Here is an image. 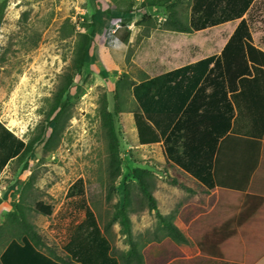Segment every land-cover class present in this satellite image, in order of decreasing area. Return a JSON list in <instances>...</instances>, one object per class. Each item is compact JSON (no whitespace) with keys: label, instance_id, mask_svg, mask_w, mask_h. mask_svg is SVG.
<instances>
[{"label":"crops","instance_id":"obj_1","mask_svg":"<svg viewBox=\"0 0 264 264\" xmlns=\"http://www.w3.org/2000/svg\"><path fill=\"white\" fill-rule=\"evenodd\" d=\"M242 19L253 49L234 44L223 55ZM141 20L133 15L127 36L108 44L115 54V62L104 58L108 72L117 71L115 82L133 83L127 102L114 101L109 111H116L123 157L150 159L156 169L151 177L161 172L184 180L189 190L167 183L151 189L157 212L171 228L155 211L137 209L129 214L127 239L118 221L106 229L109 222L95 218L109 260L81 262L65 248L85 210L78 219L64 220V254L41 253L58 264H264V0H252L240 19L189 33ZM98 37L94 32L93 44ZM207 58L212 61L197 82V63ZM228 66L239 68L238 74L228 75ZM134 113L152 126L157 142L139 143Z\"/></svg>","mask_w":264,"mask_h":264},{"label":"rangeland","instance_id":"obj_2","mask_svg":"<svg viewBox=\"0 0 264 264\" xmlns=\"http://www.w3.org/2000/svg\"><path fill=\"white\" fill-rule=\"evenodd\" d=\"M162 1L166 3L162 8H143L145 0H6L0 21V123L25 143L42 128L48 138L53 124H48L45 116L53 96L65 74H73V79L63 97L67 106L57 126V138L48 149L44 142L34 141L32 153L21 160L12 159L0 173L4 203L0 239L6 238L0 243V252L8 240H19L15 233L18 221L11 217L18 206L42 238L40 249L64 254L60 247L68 230L65 219L80 218L85 208L101 223L110 222L123 206L128 216L137 209L143 211L147 203L138 188L139 174L150 178L152 188L170 184L161 172L160 178L151 177V170L156 169L150 159L131 154L123 157L120 144H111L100 115L105 100L108 110L114 101L128 100L127 82H115L117 71L109 73L104 61L115 62L113 47L106 40L107 28L118 23L114 37L121 41L133 15H145L144 22L156 26L152 14L161 9L171 22L177 19L188 24L192 0ZM94 32L99 37L93 44ZM84 33L90 35L91 42L76 74L72 64L79 35ZM131 53L130 49L123 52L127 66ZM77 180L81 183L76 188L82 194L68 195Z\"/></svg>","mask_w":264,"mask_h":264},{"label":"trees","instance_id":"obj_3","mask_svg":"<svg viewBox=\"0 0 264 264\" xmlns=\"http://www.w3.org/2000/svg\"><path fill=\"white\" fill-rule=\"evenodd\" d=\"M145 1L146 2H144L143 8H155L157 6L162 8L166 4L165 1L162 0ZM192 2L193 3L191 6L188 24H183L176 18L174 22H171V18L167 16V19L165 22L162 23V26L164 25V27L173 29L175 31L189 33L192 30H201L234 19H240L245 13V11L248 9L252 0H192ZM5 4L6 0H3L0 3V21L2 19V13ZM146 17L147 16L145 15L142 16V20H144ZM171 24H176V26L174 27L173 25L172 27L170 26ZM126 33H128V31ZM249 41L250 37L246 31V23L242 19L237 25L228 43L224 47L222 53L223 55L230 53L231 47L234 44H239L243 48L246 46L249 50L253 49L248 44ZM90 42V35L85 33L79 35V41L76 48V55L72 64V71H74V73L76 74L80 73L81 68L85 62L86 56L88 55V48ZM248 58L252 61V57L250 58L249 54ZM211 61V58H207L197 63L198 66L201 68V73L197 77V82L200 80L201 76L205 74L208 65L211 63ZM214 66L216 68V62ZM226 69L228 75L232 74L233 76H235L239 72V68L233 66H228ZM187 70L188 68L185 67L173 71L169 74L168 77L178 75V73ZM124 77L127 78L126 75H124ZM72 79L73 74H65L61 84L59 85L58 89L56 90L53 96V102L45 116V120L49 121L48 124H53V126L49 127L50 130L48 138H44L46 134V128H42L41 130H39L37 136L33 140H30L28 143H25L22 140L18 139L10 130H8L3 124L0 123V172L12 159L21 160L24 156H28L30 153H32L34 141L44 142L43 146L48 149L50 142L54 138H57V126L61 118L63 117L67 106L66 100H63V97L70 88L72 84ZM116 82L121 81L117 80ZM125 82H127V89L129 90L133 83L129 81ZM105 103L106 100L104 101V104L102 105L100 110V115L103 121V127L107 130V134L110 137V140L112 141L111 144L117 147L119 145V140L118 133L115 128L116 111H109ZM134 121L137 128L140 144L155 143L158 141L157 134L153 130L152 126L146 121L143 115L139 113H134ZM24 167H26V163L23 164V169ZM136 179L138 181L139 191L142 197L146 200V209L148 211H155V216L158 221L161 222L165 227L171 228V224H169V222H167L157 212L156 203L154 198L152 197V187L149 183L150 178L147 177L146 179V176L143 178L142 175L139 174L137 175ZM79 183H81L80 180H77V182H75L69 188L68 195H80L79 193H81L82 190L76 188V185ZM169 183L173 186L178 187L179 189L186 191L189 190L187 186L183 185V183L179 182L178 180L172 179L169 180ZM18 208L19 209H17L16 212H12L11 217L18 221L17 224L19 226V229L15 233H17L16 236L19 237V240L10 239L5 243V245L2 244L3 250H1L0 252V264H58L46 255L41 253L40 246H44L42 238L32 230L31 225L25 221L23 213L19 206ZM48 213L49 211L45 214ZM84 213L85 220L83 221V223H81L75 228L72 233L70 242L65 248L68 252H72V257L81 262H85L87 261L86 258L91 259V257H102L104 260H107L108 258L106 257V254L108 249L105 241L100 236L101 233L97 225L95 224V216L93 212L88 208H85ZM115 221H118L120 225L121 234L125 235L126 238L129 239L130 220L125 210V206L117 208V211L112 215V218L108 223L106 229H108L109 225H111ZM189 234L192 235L190 232ZM5 240L6 238H1L0 243L5 242Z\"/></svg>","mask_w":264,"mask_h":264},{"label":"built area","instance_id":"obj_4","mask_svg":"<svg viewBox=\"0 0 264 264\" xmlns=\"http://www.w3.org/2000/svg\"><path fill=\"white\" fill-rule=\"evenodd\" d=\"M167 12L165 10H158V11H154V13L152 14V17L156 20V23L158 25H161L163 22L166 21L167 19ZM119 28V24L118 23H114V24H110L109 27L107 28L108 30L106 31L107 37L106 40L107 42H111L114 40V35L117 31V29Z\"/></svg>","mask_w":264,"mask_h":264},{"label":"bare ground","instance_id":"obj_5","mask_svg":"<svg viewBox=\"0 0 264 264\" xmlns=\"http://www.w3.org/2000/svg\"><path fill=\"white\" fill-rule=\"evenodd\" d=\"M22 82V81H21ZM22 83H24V81L22 82ZM26 84V83H25ZM27 85H28V83H27ZM33 85V84H32ZM31 86V85H30ZM21 87V86H20ZM30 88H32V87H30ZM24 89V88H23ZM23 89H21V90H23ZM24 90H26V88L24 89ZM29 91H30V89H29ZM32 91V90H31ZM16 94H17V91H16ZM26 94V93H25ZM24 94V95H25ZM28 94V93H27ZM29 94H31V93H29Z\"/></svg>","mask_w":264,"mask_h":264}]
</instances>
